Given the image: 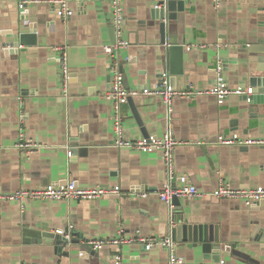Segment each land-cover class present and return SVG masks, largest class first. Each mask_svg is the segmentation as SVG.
<instances>
[{
	"label": "crops",
	"instance_id": "0c3cea01",
	"mask_svg": "<svg viewBox=\"0 0 264 264\" xmlns=\"http://www.w3.org/2000/svg\"><path fill=\"white\" fill-rule=\"evenodd\" d=\"M184 1L173 20H162L152 13L162 0H123L128 46L118 60L143 123L128 101L124 126L134 140L174 133L180 144L173 185H195L202 193L180 198L184 217L216 226L221 251L172 238L178 207L158 195L169 181L161 152L114 144L112 103L103 97L112 63L104 47L116 41L109 1L74 0L66 18L51 5L22 9L19 0H0V193L68 181L119 190L95 200L0 201V264H115L117 254L123 264H168L167 248L145 244L168 237L182 264H264V201L246 205L214 196L224 185L264 188V145L218 142L220 135L264 138V92L256 86L264 78V0H225L219 7L212 0ZM22 34L36 43L12 46ZM172 43L183 46L181 53L170 52ZM59 47L68 55V94L61 86ZM178 56L182 72L176 71ZM164 71L177 89L222 81L252 87L254 94L224 102L213 95L177 98L169 112L159 97L146 94ZM20 131L38 146L18 148ZM59 229L71 230L77 243L57 251L55 241H33V232ZM119 237L133 241L99 251L87 245Z\"/></svg>",
	"mask_w": 264,
	"mask_h": 264
},
{
	"label": "built area",
	"instance_id": "2783aa9c",
	"mask_svg": "<svg viewBox=\"0 0 264 264\" xmlns=\"http://www.w3.org/2000/svg\"><path fill=\"white\" fill-rule=\"evenodd\" d=\"M74 0H19V6L22 9H27L32 5H51L57 8L59 15L63 17H70L71 2ZM111 6L113 28L115 32L116 41L112 45L104 47L105 53L112 60L111 63V79L110 88L103 94V97L112 103L113 112V130H114V144L118 147H127L144 152H152L158 150L162 154L163 163L166 166L169 174V181L165 185L164 189L159 192V198L162 202L173 207L174 198H187V197H199L202 193L197 189L195 185L183 184L181 186H174L173 181L176 178L175 175V152L180 144V141L174 136V133L169 130L163 137H146L141 139L128 138L125 132L124 126V114L122 111L123 105L128 102V99L135 93L126 87L125 75L119 64L118 54L121 49L128 46L127 40L124 39V26L126 22L125 8L123 0H108ZM216 6H221L225 0H212ZM61 57V86L64 94L69 93V80L70 69L68 63V55L66 51L59 47ZM222 70V67H218V72ZM148 95L159 97L168 107L169 112L173 111V103L177 98H198L201 96L213 95L218 98L220 102L226 101L233 95L250 97L254 94V88L252 87H229L220 81L217 85L200 89L194 86H190L186 89H177L171 83V76L167 71H164L160 75L159 84L153 89L146 92ZM22 120H24V114L22 113ZM218 142L223 145H239V146H251V145H264V138H240L237 135L233 137H226L220 135ZM20 149H30L37 147L38 145L25 139L24 131H20L19 140L17 143ZM117 195L119 190L115 188L106 187H93L84 188L78 185L75 181H68L65 185H52L44 189L34 191H16L13 193H0V201L3 200H24V199H43V200H95L105 195ZM147 196V194H143ZM214 196L218 198H231L242 201L246 205H252L256 201H264V188L259 187L255 189H234L229 185H224L214 192ZM57 234L65 236L67 239H71V230L59 229ZM133 239L127 240L124 237L108 240H95L87 241L92 249L99 251L104 247L119 246L126 242H132ZM156 243L164 246L169 251L168 264H182L183 259L177 254V244L171 238H165L157 241L156 239L147 240L146 249H151ZM115 264H123L122 258L119 254L115 257Z\"/></svg>",
	"mask_w": 264,
	"mask_h": 264
},
{
	"label": "water",
	"instance_id": "95a60500",
	"mask_svg": "<svg viewBox=\"0 0 264 264\" xmlns=\"http://www.w3.org/2000/svg\"><path fill=\"white\" fill-rule=\"evenodd\" d=\"M160 8L156 10H152L153 15H156L157 18L165 20H173L175 18V14L177 11H183L185 7L184 0H162L160 4ZM114 29V28H113ZM35 31L30 30V33H34ZM29 33V34H30ZM29 34H22L20 41L16 44H12V46H19L21 44H34L36 43L35 36H29ZM163 43L166 44L167 40L163 39ZM175 42V41H174ZM183 46L180 44L172 43L169 50L172 54L181 53ZM181 55V54H180ZM182 57H177V65L180 69L176 71L182 72ZM181 66V67H180ZM254 84V83H253ZM256 84V83H255ZM254 84V85H255ZM260 89V92H264V78L260 77L257 80V85ZM128 101L133 105L135 116L138 122L142 125V119L138 113V110L134 104L133 97H130ZM174 205L177 208L173 222L176 224L172 228V238L179 242H190L193 246H197L198 244L203 245V249L208 253L212 252V250L221 251L220 245V237L218 233V228L212 225H202V224H191L188 223V220L184 217V210L182 208V203L180 198H174ZM32 235V234H31ZM33 235L36 237L33 239L34 242L42 243L43 239H50L51 241H55L56 250L63 251L65 245L69 243H77L73 239H67L65 236L50 233V232H33ZM44 242H48L44 240Z\"/></svg>",
	"mask_w": 264,
	"mask_h": 264
}]
</instances>
